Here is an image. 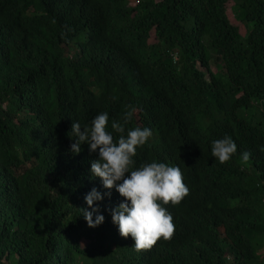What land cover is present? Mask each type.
<instances>
[{"label": "trees", "instance_id": "obj_1", "mask_svg": "<svg viewBox=\"0 0 264 264\" xmlns=\"http://www.w3.org/2000/svg\"><path fill=\"white\" fill-rule=\"evenodd\" d=\"M130 106L126 130L152 131L134 167L179 166L188 188L165 205L171 238L139 251L112 223L114 188L88 227L85 194L108 190L96 153L68 151L72 122L106 111L118 140ZM224 136L237 153L220 163ZM262 250L264 0H0V264H264Z\"/></svg>", "mask_w": 264, "mask_h": 264}, {"label": "clouds", "instance_id": "obj_2", "mask_svg": "<svg viewBox=\"0 0 264 264\" xmlns=\"http://www.w3.org/2000/svg\"><path fill=\"white\" fill-rule=\"evenodd\" d=\"M135 107L124 112L121 121H113L111 129L121 134L114 138L109 131V113L100 112L89 125L81 126L72 122L69 138V152L78 155L82 145H87L90 153H96L97 159L91 162L90 173L93 178H100L101 192L93 187L84 196L87 207L80 208L81 215L88 227L96 228L103 224L105 217L100 214L99 203L111 196L114 188L124 199L110 209L112 223L118 227L122 237L129 235L134 240L137 251L150 249L158 239H169L174 232L173 217L165 205L171 202L179 204L188 194L179 166L163 162L145 163L134 167L137 148L144 146L152 136L148 127L136 126L126 130L133 119ZM212 156L224 163L237 153V144L230 136H224L212 142ZM250 154L242 153V160L247 161Z\"/></svg>", "mask_w": 264, "mask_h": 264}, {"label": "rangeland", "instance_id": "obj_3", "mask_svg": "<svg viewBox=\"0 0 264 264\" xmlns=\"http://www.w3.org/2000/svg\"><path fill=\"white\" fill-rule=\"evenodd\" d=\"M157 1H158V0H157ZM232 4H233L232 1L229 2V4H228V9H227L228 16H229V18L231 19L232 23H233L234 25L238 26V28H239V30H240V33L245 34V28H244V26L240 23V21H238V20L235 19L234 13H233V11L231 10V6H232ZM154 40H155V38H154V35H153V33H152V34H151V42L154 41ZM211 70L214 71V73H216V72H217V67H216V65L213 64V65L211 66ZM261 253H264V250H262Z\"/></svg>", "mask_w": 264, "mask_h": 264}]
</instances>
